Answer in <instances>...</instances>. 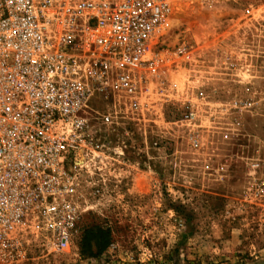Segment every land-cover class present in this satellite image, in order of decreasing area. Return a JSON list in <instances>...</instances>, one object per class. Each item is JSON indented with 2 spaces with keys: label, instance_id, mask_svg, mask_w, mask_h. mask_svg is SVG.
I'll return each instance as SVG.
<instances>
[{
  "label": "rangeland",
  "instance_id": "obj_1",
  "mask_svg": "<svg viewBox=\"0 0 264 264\" xmlns=\"http://www.w3.org/2000/svg\"><path fill=\"white\" fill-rule=\"evenodd\" d=\"M159 34L147 108L79 170L80 232L28 264H264V0L181 1ZM89 227L103 252H81Z\"/></svg>",
  "mask_w": 264,
  "mask_h": 264
},
{
  "label": "built area",
  "instance_id": "obj_2",
  "mask_svg": "<svg viewBox=\"0 0 264 264\" xmlns=\"http://www.w3.org/2000/svg\"><path fill=\"white\" fill-rule=\"evenodd\" d=\"M181 1L0 0V264L70 247L79 170L101 126L147 108Z\"/></svg>",
  "mask_w": 264,
  "mask_h": 264
},
{
  "label": "trees",
  "instance_id": "obj_3",
  "mask_svg": "<svg viewBox=\"0 0 264 264\" xmlns=\"http://www.w3.org/2000/svg\"><path fill=\"white\" fill-rule=\"evenodd\" d=\"M111 233L108 229L87 228L81 238V252L86 255L103 252L110 244Z\"/></svg>",
  "mask_w": 264,
  "mask_h": 264
},
{
  "label": "bare ground",
  "instance_id": "obj_4",
  "mask_svg": "<svg viewBox=\"0 0 264 264\" xmlns=\"http://www.w3.org/2000/svg\"><path fill=\"white\" fill-rule=\"evenodd\" d=\"M163 35V34H162ZM81 153V152H80Z\"/></svg>",
  "mask_w": 264,
  "mask_h": 264
}]
</instances>
